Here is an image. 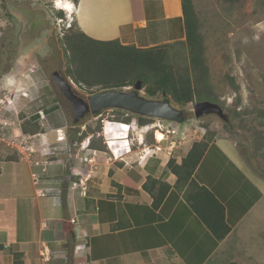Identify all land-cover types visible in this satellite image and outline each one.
I'll list each match as a JSON object with an SVG mask.
<instances>
[{
    "label": "crops",
    "instance_id": "1",
    "mask_svg": "<svg viewBox=\"0 0 264 264\" xmlns=\"http://www.w3.org/2000/svg\"><path fill=\"white\" fill-rule=\"evenodd\" d=\"M66 1L75 5L67 14L95 39L141 48L186 39L181 0ZM51 113L63 124L44 134L57 146L45 169L20 157L0 161V264H14L15 252L23 264H264V180L230 154L228 140H213L194 174L225 206L231 232L218 241L167 168L192 145L141 162L137 151L113 160L94 148L89 164L86 151L68 150L74 135L57 141L56 129H67L63 108ZM150 177L171 185L158 209L143 188Z\"/></svg>",
    "mask_w": 264,
    "mask_h": 264
},
{
    "label": "rangeland",
    "instance_id": "2",
    "mask_svg": "<svg viewBox=\"0 0 264 264\" xmlns=\"http://www.w3.org/2000/svg\"><path fill=\"white\" fill-rule=\"evenodd\" d=\"M193 2L208 72L198 86L199 71H194L185 43L170 47L169 62L175 70H187L195 86L223 107L229 121L216 115L196 118L194 104L203 101L198 98L184 106L173 103L189 118L184 123L150 119L147 128L131 132L135 148L143 142H157L158 124L176 131L162 142V149L167 152L174 148L172 141L176 146L187 148L205 135L212 140L223 138L236 149L230 148V154L264 180V0ZM57 10L61 9L56 6V0H0V123L3 127L0 129V161L20 157L17 147L23 139L22 127L31 116L38 117L43 133L63 124L51 113L54 106L63 108L69 135L80 131L82 126L93 134L91 130H97L106 119L127 118L122 111L106 109L101 116L88 115L74 125L72 103L55 83L54 71H60L69 79L80 95L87 97L90 92L104 90L80 86L66 73L68 59L62 38L72 25L73 17L63 11L64 17L57 18ZM131 87L123 90H131ZM141 93L146 96L144 88ZM162 98L163 95L154 99ZM40 110H44L47 120H40ZM134 120L136 117L132 116L130 121ZM106 151L109 152L107 146Z\"/></svg>",
    "mask_w": 264,
    "mask_h": 264
},
{
    "label": "trees",
    "instance_id": "3",
    "mask_svg": "<svg viewBox=\"0 0 264 264\" xmlns=\"http://www.w3.org/2000/svg\"><path fill=\"white\" fill-rule=\"evenodd\" d=\"M73 1L79 2V0ZM181 1L186 35L184 43L189 49L194 71H199L196 77V84L199 86V81L204 79L208 72L204 57L203 36L193 0ZM223 1L234 3L240 0ZM63 11L64 9L56 11L57 18L64 17ZM62 45L68 59L66 73L80 86H86L89 89L100 87L101 90H123L141 81L148 98H158L166 93L170 96L172 103L181 106L193 102L196 98L215 101L207 92L195 86L187 70L180 71L173 68L169 62V45L141 48L123 44L118 39H95L86 34L74 20L62 38ZM117 110L127 115V118L123 120L130 121L132 116H135L139 125L148 124L152 119V117L136 115L125 110ZM102 113L93 115V117H98ZM37 118L31 116L30 120L23 125L22 131L30 134L42 132ZM77 124L79 123L74 125ZM101 130L102 123L97 130L91 131L95 134ZM77 133L78 131L74 133V136L80 141L89 132L84 131L81 136H77ZM98 140L105 144L102 138H93L91 147L106 150V146ZM211 142H213L212 138L206 135L201 140L193 142L184 157L181 159L171 157L167 168L177 176L176 187L185 189L186 200L193 212L216 240L221 241L231 232V226L226 220L225 206L208 187L201 185L194 177ZM112 182L116 185L115 181ZM143 188L152 196L153 207L158 209L171 190V185L162 179L150 177L144 183ZM2 247L3 245H0V248ZM22 257V252H15L14 264H23Z\"/></svg>",
    "mask_w": 264,
    "mask_h": 264
},
{
    "label": "water",
    "instance_id": "4",
    "mask_svg": "<svg viewBox=\"0 0 264 264\" xmlns=\"http://www.w3.org/2000/svg\"><path fill=\"white\" fill-rule=\"evenodd\" d=\"M53 79L66 98L72 103L74 123H79L88 115H96L106 109H121L136 115L159 118L175 123H184L188 114L177 108L171 98L163 93L162 99L148 98L141 91L143 84L137 81L131 90H104L89 96L80 95L73 83L60 71H54ZM194 115L201 118L205 115L219 116L228 122L229 116L223 107L216 102L203 100L194 104Z\"/></svg>",
    "mask_w": 264,
    "mask_h": 264
},
{
    "label": "built area",
    "instance_id": "5",
    "mask_svg": "<svg viewBox=\"0 0 264 264\" xmlns=\"http://www.w3.org/2000/svg\"><path fill=\"white\" fill-rule=\"evenodd\" d=\"M74 7V4H73ZM68 17L72 18L71 13L67 14ZM40 120H47V117L44 113V110L39 111ZM100 114L99 116H101ZM98 116V117H99ZM164 120V119H163ZM126 124L128 129H120L122 125ZM148 127L147 124L139 125L136 120L134 121H124L116 119H106L102 122V130L91 134L88 133L82 140L75 139L69 146V151L71 152L74 147H79L81 150L86 151L89 155L83 157V161L89 164H95V155L97 151L91 147V141L93 138H103L104 143L106 144L109 153L108 156L113 160H122L126 155L137 151L139 153V162L146 160L149 157L156 155L159 151H162V142L169 138L170 135L175 134L176 131L171 129L169 126L164 127L163 125L158 124L156 128L161 130L164 134L163 140H158L155 143L146 144L142 143L141 146L135 148V141L132 139L131 132L136 129H141ZM2 123H0V129L2 130ZM66 132L60 129H56L57 141L64 142L68 139V127H66ZM86 130V126H82L81 130L78 131L77 136H81ZM110 130L120 131L121 134L117 132L109 133ZM1 133V131H0ZM45 133L39 132L35 134L23 133V139L20 141V147L18 146V151L20 152V159L28 160L33 162L35 165H43L44 169L47 164L51 162V157L55 155L57 146L51 145L49 142L45 141ZM22 135V132H21ZM38 141V142H36ZM40 142V145H37ZM176 143L172 141V146L175 147ZM22 147V148H21ZM39 151H44V156H48L46 160L40 161L35 159V154ZM35 176V175H34ZM44 194V193H43Z\"/></svg>",
    "mask_w": 264,
    "mask_h": 264
},
{
    "label": "bare ground",
    "instance_id": "6",
    "mask_svg": "<svg viewBox=\"0 0 264 264\" xmlns=\"http://www.w3.org/2000/svg\"><path fill=\"white\" fill-rule=\"evenodd\" d=\"M56 6L58 8L64 9V11H67V12L73 8V4L70 1H66V0H56ZM120 127H121L120 129H128V126L126 124H124ZM112 132H117L116 136H118V133L121 134L119 130L118 131H115V130L109 131V133H111V134H112ZM156 136H157V139L160 141L164 139V134L162 133L161 130H157Z\"/></svg>",
    "mask_w": 264,
    "mask_h": 264
},
{
    "label": "clouds",
    "instance_id": "7",
    "mask_svg": "<svg viewBox=\"0 0 264 264\" xmlns=\"http://www.w3.org/2000/svg\"><path fill=\"white\" fill-rule=\"evenodd\" d=\"M72 4H74V3H72ZM75 6V5H74Z\"/></svg>",
    "mask_w": 264,
    "mask_h": 264
}]
</instances>
